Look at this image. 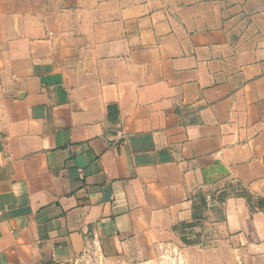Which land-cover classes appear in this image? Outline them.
<instances>
[{
	"label": "crops",
	"instance_id": "1",
	"mask_svg": "<svg viewBox=\"0 0 264 264\" xmlns=\"http://www.w3.org/2000/svg\"><path fill=\"white\" fill-rule=\"evenodd\" d=\"M171 248L264 264V0H0V264Z\"/></svg>",
	"mask_w": 264,
	"mask_h": 264
},
{
	"label": "rangeland",
	"instance_id": "2",
	"mask_svg": "<svg viewBox=\"0 0 264 264\" xmlns=\"http://www.w3.org/2000/svg\"><path fill=\"white\" fill-rule=\"evenodd\" d=\"M183 232L185 233V235L183 236L184 242L189 244L196 242L197 236L199 234L202 235L205 233L206 237L211 235L212 229L209 227V225L197 226L196 224H193L184 229ZM188 253L190 256L187 259ZM205 258V261L208 262V255H206ZM161 264H197L196 251H188L187 253H185V256H183L182 251L177 248L164 250L161 258Z\"/></svg>",
	"mask_w": 264,
	"mask_h": 264
},
{
	"label": "built area",
	"instance_id": "3",
	"mask_svg": "<svg viewBox=\"0 0 264 264\" xmlns=\"http://www.w3.org/2000/svg\"><path fill=\"white\" fill-rule=\"evenodd\" d=\"M78 172H79V177L80 178H84L85 177V172H84V170L82 168H79Z\"/></svg>",
	"mask_w": 264,
	"mask_h": 264
}]
</instances>
